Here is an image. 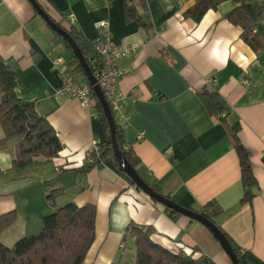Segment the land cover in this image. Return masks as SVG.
Here are the masks:
<instances>
[{"label":"crops","instance_id":"0c3cea01","mask_svg":"<svg viewBox=\"0 0 264 264\" xmlns=\"http://www.w3.org/2000/svg\"><path fill=\"white\" fill-rule=\"evenodd\" d=\"M37 1L63 28L74 27L90 42L107 33L115 44L135 47L120 60L127 72L119 89L134 100L117 123L125 147L175 203L202 213L205 204H217L214 222L236 244L240 264H264V50L255 53L241 39V27L225 18L236 4L222 2L194 21L183 15L194 0H143L147 11L138 10L149 23L144 28L125 19L124 0ZM259 29L264 35V21ZM0 55L17 74V95L35 102L63 144L50 160L36 157L12 169L18 139L2 143L0 125V215L16 211L0 235L3 245L38 232L43 216L57 207L89 203L96 209L95 232L85 264H134V238L125 233L131 222L152 227L151 239L167 249L232 264L205 226L167 215L110 156L85 167L92 143L101 150L104 140L95 100L83 106L55 93L62 80L52 62L63 56L71 63L70 53L28 0H0ZM70 66L77 81H87ZM205 84L225 101L227 122L239 123L237 135L257 180L251 204L241 203L238 156L204 106ZM58 189L63 193L52 207L46 197Z\"/></svg>","mask_w":264,"mask_h":264},{"label":"trees","instance_id":"16d2710c","mask_svg":"<svg viewBox=\"0 0 264 264\" xmlns=\"http://www.w3.org/2000/svg\"><path fill=\"white\" fill-rule=\"evenodd\" d=\"M225 1L228 0H194L193 5L183 15L194 21H199L206 11L217 8L220 3ZM231 1L236 6L225 15V18L233 25L241 27V39L255 53L262 52L264 50V35L259 29V24L264 21V0ZM138 8H141L143 12L147 11L143 0H124L125 19L127 21L135 20L146 28L149 23L144 19ZM57 24L60 25L58 22ZM66 30L94 73L96 64L92 61L95 53L92 42L87 40L74 27ZM61 39L70 53V64H74V69H77L84 76L82 67L73 55L71 47L62 37ZM16 86L17 74L0 55V125L4 133L1 142L5 143L11 139H18L15 147V157L11 165L12 169L21 168L31 163L36 157L50 160L63 149V144L59 140L56 131L48 120L37 111L35 102L20 98L16 93ZM93 98L95 100L94 107L99 113L104 137L99 157L95 163H99L102 159L110 156L114 164L123 171L112 151L107 119L94 95ZM201 98L208 114L223 125L232 142L240 166L243 187L241 203L251 204L255 195L253 189L257 186V180L253 174L249 150L241 143L237 135L239 123L230 124L227 122V105L211 85L205 84L203 86ZM115 139L123 157L135 169L137 174L155 192L162 194L160 188L151 182L150 178L139 167V158L125 147L123 130L116 122ZM92 165L85 167L89 169ZM132 183L134 184V182ZM62 193L61 189L52 190L46 197L49 205L55 207V199ZM162 195L170 199V197ZM203 208V214L221 230L239 258V249L236 244L214 222V216L220 212L219 206L215 203H207ZM164 211L172 218L179 215V213L167 207H164ZM95 214V206L89 203L78 206L70 202L55 208L52 212L43 216L42 227L38 232L25 234L11 247H7L0 242V264H85V256L94 240ZM15 219L16 211L0 215V235ZM125 233L134 238V264H216L211 257L204 253L194 257L193 252H176L154 242L151 239L153 228L150 226L131 222L126 227Z\"/></svg>","mask_w":264,"mask_h":264},{"label":"built area","instance_id":"2783aa9c","mask_svg":"<svg viewBox=\"0 0 264 264\" xmlns=\"http://www.w3.org/2000/svg\"><path fill=\"white\" fill-rule=\"evenodd\" d=\"M94 60L96 70L93 73L95 83L101 90L111 111L114 122L123 123L126 114V105L133 104L134 100L129 99L126 94L120 91L119 81L127 70L120 65V60L126 57L132 48L120 46L112 42L109 34L103 33L97 36L93 41ZM52 66L58 71L61 77V85L56 90L57 95H67L77 99L83 106H90L93 100L92 86L88 81L79 82L73 75L70 60L63 56H57ZM96 142L92 143L91 148L87 151L83 163L85 166L92 165L99 157L100 150Z\"/></svg>","mask_w":264,"mask_h":264},{"label":"water","instance_id":"95a60500","mask_svg":"<svg viewBox=\"0 0 264 264\" xmlns=\"http://www.w3.org/2000/svg\"><path fill=\"white\" fill-rule=\"evenodd\" d=\"M35 12L45 21V23L59 36H61L71 47L73 55L76 57L78 63L82 67V70L87 78V81L92 86L93 94L101 105L102 111L107 119L109 130H110V140L113 154L116 156L119 166L122 168L123 172H125L132 182H134L135 186L138 187L142 192L148 195L150 198L154 199L156 202L160 203L164 207L170 208L171 210L179 213L181 215L189 217L191 220H195L205 226L215 241L219 244L220 248L227 254L232 264H240V260L237 255L234 253L229 241L221 232V230L211 221L209 220L202 212H197L188 208H185L174 201L168 199L155 192L135 171V169L127 162V160L123 157L121 151L117 147L116 139H115V122L112 117L109 106L99 89L98 85L95 83V78L93 72L88 66L86 60L84 59L80 49L73 41L72 37L69 35L67 30L63 28L61 25H58L55 20H53L47 12L42 8V6L36 0H28Z\"/></svg>","mask_w":264,"mask_h":264},{"label":"rangeland","instance_id":"374dc122","mask_svg":"<svg viewBox=\"0 0 264 264\" xmlns=\"http://www.w3.org/2000/svg\"><path fill=\"white\" fill-rule=\"evenodd\" d=\"M60 38V37H59Z\"/></svg>","mask_w":264,"mask_h":264}]
</instances>
